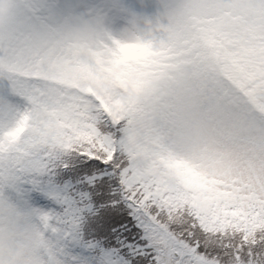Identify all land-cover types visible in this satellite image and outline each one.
<instances>
[{
  "label": "snow or ice",
  "instance_id": "obj_1",
  "mask_svg": "<svg viewBox=\"0 0 264 264\" xmlns=\"http://www.w3.org/2000/svg\"><path fill=\"white\" fill-rule=\"evenodd\" d=\"M0 264H264V0H0Z\"/></svg>",
  "mask_w": 264,
  "mask_h": 264
}]
</instances>
